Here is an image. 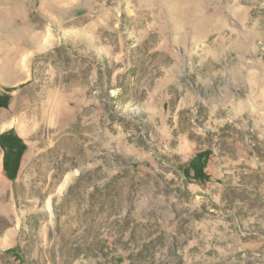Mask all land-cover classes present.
Wrapping results in <instances>:
<instances>
[{
	"label": "rangeland",
	"instance_id": "374dc122",
	"mask_svg": "<svg viewBox=\"0 0 264 264\" xmlns=\"http://www.w3.org/2000/svg\"><path fill=\"white\" fill-rule=\"evenodd\" d=\"M0 101V264H264V0H0Z\"/></svg>",
	"mask_w": 264,
	"mask_h": 264
},
{
	"label": "trees",
	"instance_id": "16d2710c",
	"mask_svg": "<svg viewBox=\"0 0 264 264\" xmlns=\"http://www.w3.org/2000/svg\"><path fill=\"white\" fill-rule=\"evenodd\" d=\"M4 103L0 101V107L5 106ZM0 144L4 149V171L10 180L15 181L26 146L24 142L14 134L13 130L0 135ZM7 252L15 254L17 251L13 248L9 249ZM16 255H18V253H16Z\"/></svg>",
	"mask_w": 264,
	"mask_h": 264
}]
</instances>
